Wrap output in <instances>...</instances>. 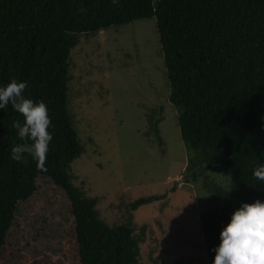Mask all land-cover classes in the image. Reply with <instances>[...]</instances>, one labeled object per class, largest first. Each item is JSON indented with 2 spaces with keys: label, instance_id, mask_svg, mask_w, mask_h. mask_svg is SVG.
<instances>
[{
  "label": "trees",
  "instance_id": "trees-1",
  "mask_svg": "<svg viewBox=\"0 0 264 264\" xmlns=\"http://www.w3.org/2000/svg\"><path fill=\"white\" fill-rule=\"evenodd\" d=\"M149 18L155 19L163 55V95L177 110L188 181L211 187L199 214L205 256L196 262L212 264L219 233L241 203L264 201V182L252 176L254 165L264 163V0H0V84L27 82L24 94L47 105L53 135L45 170L30 157L14 161L12 121L21 117L11 106L0 109V264H194L150 252L142 262L144 232L135 231L130 214L109 224L99 216L97 196L85 195L72 180L74 168L83 166L85 176L95 155L83 150L69 111L70 52L81 35ZM142 76L155 83L152 74ZM77 91H71L74 97ZM162 111L159 104L147 115L160 146L167 141L155 128ZM209 168L226 176L225 186L204 173ZM164 196L140 197L125 208ZM47 201L61 210L69 206L62 257L28 248L26 237L39 239L42 228L24 212ZM19 216L32 229L26 237L19 236Z\"/></svg>",
  "mask_w": 264,
  "mask_h": 264
},
{
  "label": "rangeland",
  "instance_id": "rangeland-1",
  "mask_svg": "<svg viewBox=\"0 0 264 264\" xmlns=\"http://www.w3.org/2000/svg\"><path fill=\"white\" fill-rule=\"evenodd\" d=\"M69 58V111L83 150L95 155L93 166H84L89 167L85 176L83 166L71 171L73 182L85 195L97 196L96 209L109 224L125 221L130 214L135 231L144 232L139 242L142 262L150 252L164 261L191 258L194 264H207L196 261L205 256L199 214L206 209L211 187L201 185V180L198 184L188 181L191 175L177 126V110L163 95L164 89L168 93V85L155 19H139L94 35H81ZM148 74L155 83L150 76H142ZM77 87L74 97L71 91ZM159 104L163 111L156 114L160 122L155 128L167 140L161 146L147 118L151 108ZM206 171L217 184L225 186L223 173L211 168ZM151 195L165 196L126 210L128 202ZM68 209L67 204L61 210L47 201L39 209L24 212L33 216L42 230L36 234L39 239H27L32 229L28 232V219L19 216V236L29 240V249L62 257ZM58 212H62L60 217H56ZM34 240L38 241L30 242Z\"/></svg>",
  "mask_w": 264,
  "mask_h": 264
},
{
  "label": "clouds",
  "instance_id": "clouds-1",
  "mask_svg": "<svg viewBox=\"0 0 264 264\" xmlns=\"http://www.w3.org/2000/svg\"><path fill=\"white\" fill-rule=\"evenodd\" d=\"M26 88L27 82L16 78L0 84V109L11 106L21 117L12 121L18 142L10 149L11 159L27 163L30 157L37 169L43 171L53 140L49 131L52 122L47 105L26 97ZM252 176L264 182V163L254 165ZM219 241L212 264H264V201L241 203L220 231Z\"/></svg>",
  "mask_w": 264,
  "mask_h": 264
}]
</instances>
